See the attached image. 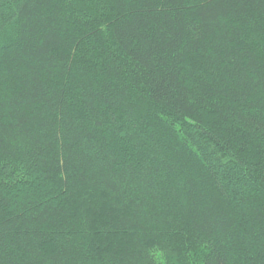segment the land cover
<instances>
[{"label":"trees","instance_id":"1","mask_svg":"<svg viewBox=\"0 0 264 264\" xmlns=\"http://www.w3.org/2000/svg\"><path fill=\"white\" fill-rule=\"evenodd\" d=\"M0 264H264V0H0Z\"/></svg>","mask_w":264,"mask_h":264}]
</instances>
